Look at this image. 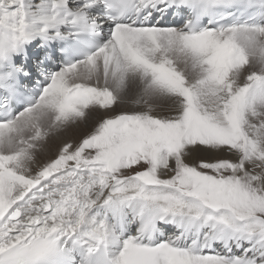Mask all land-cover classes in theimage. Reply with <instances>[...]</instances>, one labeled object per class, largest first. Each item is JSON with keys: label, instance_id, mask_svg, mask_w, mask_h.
<instances>
[{"label": "snow or ice", "instance_id": "snow-or-ice-1", "mask_svg": "<svg viewBox=\"0 0 264 264\" xmlns=\"http://www.w3.org/2000/svg\"><path fill=\"white\" fill-rule=\"evenodd\" d=\"M0 264H264V0H0Z\"/></svg>", "mask_w": 264, "mask_h": 264}]
</instances>
